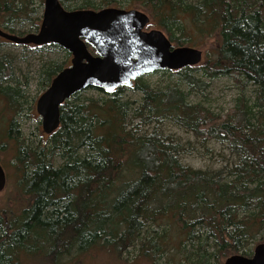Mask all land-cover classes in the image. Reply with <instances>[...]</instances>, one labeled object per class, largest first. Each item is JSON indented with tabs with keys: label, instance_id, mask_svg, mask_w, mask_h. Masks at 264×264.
I'll return each instance as SVG.
<instances>
[{
	"label": "trees",
	"instance_id": "1",
	"mask_svg": "<svg viewBox=\"0 0 264 264\" xmlns=\"http://www.w3.org/2000/svg\"><path fill=\"white\" fill-rule=\"evenodd\" d=\"M61 3L67 10L137 6L175 46L198 49L196 43L215 36L217 52L196 67L155 72L179 75L187 92L176 84L155 88L145 76L132 88H89L103 98L78 92L62 105L59 129L31 145L15 119L27 104L28 81L15 78L7 57L0 56V105L11 114L4 138L15 144L12 165L24 199L17 212L0 213V264H74L102 252L120 262L137 252L143 264H170L174 257L180 264L184 253L186 264L251 257L250 245L259 237L264 242V0ZM37 11L34 0H0V27L15 34L11 27ZM41 20H33L36 30ZM65 67H43V92ZM220 78L239 91L224 118L189 101L209 88L207 81ZM128 90L141 99H127ZM130 116L147 125L173 123L204 142L226 144L239 164L210 175L186 167L176 156L179 145L158 131L129 130Z\"/></svg>",
	"mask_w": 264,
	"mask_h": 264
},
{
	"label": "water",
	"instance_id": "2",
	"mask_svg": "<svg viewBox=\"0 0 264 264\" xmlns=\"http://www.w3.org/2000/svg\"><path fill=\"white\" fill-rule=\"evenodd\" d=\"M150 24V16L138 9L67 10L61 0H45L38 32L19 36L0 27V38L9 43L53 44L70 54V66L54 77L36 102L44 134L50 136L59 129L62 105L78 92L132 88L137 79L155 72L203 64L202 49L175 46L162 30H148ZM6 184L0 163V192ZM224 264H264V243L255 247L251 257L232 255Z\"/></svg>",
	"mask_w": 264,
	"mask_h": 264
},
{
	"label": "rangeland",
	"instance_id": "3",
	"mask_svg": "<svg viewBox=\"0 0 264 264\" xmlns=\"http://www.w3.org/2000/svg\"><path fill=\"white\" fill-rule=\"evenodd\" d=\"M74 1L75 3H80L81 0ZM93 1H95L98 6L102 0ZM193 1L196 2V0ZM126 5L127 3H124L123 6ZM34 6L38 10L37 14L31 15V20H24L22 23L13 25L11 27L13 33L16 35L23 33L25 35L38 32L33 20L42 18L44 5L42 4V0H34ZM134 9L141 10L137 6H135ZM152 29H155L154 26L148 28V30ZM195 45L198 49L204 51V56L206 58H215L218 47V40L215 36L206 43L198 42ZM0 56L7 57L6 59L9 60L12 66L15 78L22 82L28 81L27 87H23L26 89L27 104L24 106V112L15 118L19 123L21 133L27 139L28 145H31L33 141L42 142L46 134H44L42 130V121L35 108L37 100L44 93L40 85V73L43 67L49 62L66 64V67L70 66L71 57H68L66 51L62 48L45 46L38 49H26L2 39H0ZM206 58H204L203 64ZM144 80L155 88H164L167 85L176 84L179 85L183 91H188V86L181 81L179 75L155 73L145 76ZM207 82H209V88L204 92L191 94L189 101L191 103H200L203 107L209 108L214 114L221 115L224 118L234 107L239 91L234 86V82L227 78H220ZM103 96V94L92 89L86 90L83 93L84 98L96 99L100 97L103 98ZM246 97L250 101V104L254 102L252 87H248ZM126 98L140 100L141 95L132 90H128L126 92ZM10 119L11 114L4 113L0 105V144H6L5 150H0V161L7 175L6 187L0 192V213L5 211V214L13 213L14 211L17 212L24 205V199L19 195L16 189L17 176L15 168L12 165L15 144L7 142L6 138H4L5 130L3 129H5V125L7 126L6 123H8ZM127 124L129 130L141 135L158 131V133H162L164 137H169L170 142L173 143L174 146H180V150L176 155L180 162L184 166L194 170L210 175L224 172L226 169L239 164V158L231 152L228 145L216 140L204 142L195 137L192 133L187 132L173 123L164 122L159 126L154 124L147 125L140 120L133 119V116H130ZM260 243H264L261 242V237L250 245L252 252H254L255 247ZM137 256V252L130 253L124 257V261L120 262L114 261L113 258L107 254H103V252L93 253L80 258V260L74 264H143ZM186 256L185 253L180 256V264L187 263V261H185ZM172 260L173 262L170 264H175L177 259L174 257ZM23 264L34 263L26 262Z\"/></svg>",
	"mask_w": 264,
	"mask_h": 264
},
{
	"label": "flooded vegetation",
	"instance_id": "4",
	"mask_svg": "<svg viewBox=\"0 0 264 264\" xmlns=\"http://www.w3.org/2000/svg\"><path fill=\"white\" fill-rule=\"evenodd\" d=\"M124 9H125V8H124ZM129 10H131V9H129ZM151 22H152V21H151ZM150 26H152V23L150 24ZM150 26H149V27H150ZM154 28H155V27H154ZM155 29H157V28H155ZM70 63H71V58H70ZM46 136H47V135H46Z\"/></svg>",
	"mask_w": 264,
	"mask_h": 264
}]
</instances>
